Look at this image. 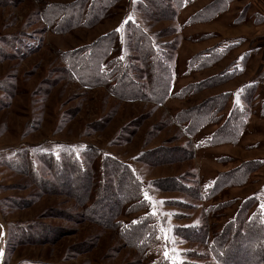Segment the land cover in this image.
I'll use <instances>...</instances> for the list:
<instances>
[{"label": "rangeland", "instance_id": "374dc122", "mask_svg": "<svg viewBox=\"0 0 264 264\" xmlns=\"http://www.w3.org/2000/svg\"><path fill=\"white\" fill-rule=\"evenodd\" d=\"M90 1L0 0V264H151L158 254L170 264H220L213 238L240 205L253 199L248 213L264 218V0H163L173 20L142 14L146 0H123L82 23ZM194 14L213 18L188 22ZM128 20L154 44L175 46L161 104L118 98L101 84V68L85 69L111 31L117 50L109 58L137 55ZM131 63L147 91L146 68ZM238 71L222 84L197 85ZM247 85L255 87L249 104L241 100ZM227 92L221 109L214 98ZM235 106L248 113L236 139L208 144ZM197 108L203 117L185 129ZM63 153L96 172L104 157L126 164L142 184L141 202L114 229L89 221L88 202L74 198L84 192L66 193L40 159ZM256 162L230 185L238 166ZM217 178L229 181L211 189ZM51 185L56 191L44 189ZM147 221L157 239L149 249L121 237L127 225Z\"/></svg>", "mask_w": 264, "mask_h": 264}, {"label": "trees", "instance_id": "16d2710c", "mask_svg": "<svg viewBox=\"0 0 264 264\" xmlns=\"http://www.w3.org/2000/svg\"><path fill=\"white\" fill-rule=\"evenodd\" d=\"M122 2L123 0H98L95 5V3L93 4V0H91L85 11L86 15L82 23H87L90 19L96 20L97 16L93 15L96 9L99 8L98 13H101L103 8L107 6L115 7ZM146 2L152 6V9L148 8L149 5H145L142 7L144 9H140L142 14L144 13L153 19L173 20L175 18L173 8H162L163 0H146ZM169 2L177 4L178 0H169ZM99 4H103V6ZM207 9L205 8L203 11L205 12ZM195 15L190 16L188 22H207V20L213 18V16L205 17L202 15L196 19ZM98 17L101 20V14ZM124 28L127 33L130 52L133 50L137 55L132 56L129 53L125 58L116 56L109 58V55L115 53L117 50L116 32L111 31L106 37L100 39L109 38L107 41L104 40L91 48L88 59L90 58L92 64L85 69L93 71L94 66L101 68V77L103 76L105 80L101 84H107L106 86H108L111 93L118 98L130 101L139 99L153 101L158 104L163 103L169 96L171 72L168 64L173 58L175 46L166 43L154 44L150 36L137 23L131 20L125 23ZM98 55L101 56L102 60L98 61L96 59L93 63ZM221 56L223 54L217 55L215 60H218ZM137 58L146 68L145 73L148 78L147 91L145 90V85L138 81L137 75H134V70L137 68L131 62L137 60ZM239 73L240 71L235 75L232 73L227 75L219 74L197 85L202 86V84H207L208 87L215 86L232 80ZM254 89L253 85H247L242 88L241 100L245 104L250 103ZM229 96L227 92L216 96L214 99L221 101L218 103L220 104V108L223 109L228 102ZM197 110L199 109L191 110L190 117L184 119V122H187L185 129L189 130L190 128L195 130L194 124L200 116L203 117L204 115L203 112L199 113L200 111ZM247 115L248 113L245 108L235 106L230 111L222 127H219L208 139V144H219L236 139L239 130L244 126ZM40 159L50 168L52 176L58 184L63 188H67L66 193L84 192L82 194L83 197H74L75 195L73 197L80 199L83 205L88 202V208L92 209L93 212L92 215L86 216V218L91 222L103 224L108 228L114 229L118 225V222H115L116 218L128 214L134 206L141 202H137V199L139 198L142 184L126 164L119 163L113 158L104 157L101 172H96L94 169L88 168V165L78 163L71 153H63L60 158L43 155ZM93 159L90 163H92ZM247 165L242 164L236 168L235 171L237 173L234 177H231L230 185L241 184L250 172L258 168L259 163L256 162L254 168ZM31 172L32 174L38 173L34 169ZM228 181L217 178L211 189H214L217 183L223 184ZM73 183L74 186L70 185ZM47 188L50 192L56 191V188L52 185L44 187V189ZM70 188H74V190L70 191ZM252 200H245L240 205L236 216L227 222L219 234L214 236L213 241H216L217 245L213 247V244L212 250H214L213 253L218 258L220 264H264V218L257 210H254L252 214L248 213L254 204ZM150 222L147 221L146 225L142 222L140 224L127 225L126 229L121 230V237L128 243L146 244L149 249V247L157 243L154 232H151L150 228L148 229L147 227ZM151 264H170V262L161 254H158V257Z\"/></svg>", "mask_w": 264, "mask_h": 264}, {"label": "snow or ice", "instance_id": "6c2138e0", "mask_svg": "<svg viewBox=\"0 0 264 264\" xmlns=\"http://www.w3.org/2000/svg\"><path fill=\"white\" fill-rule=\"evenodd\" d=\"M117 31H119V29H117Z\"/></svg>", "mask_w": 264, "mask_h": 264}]
</instances>
